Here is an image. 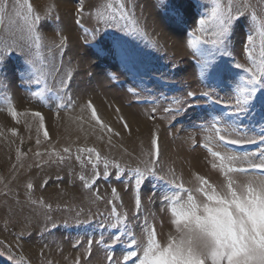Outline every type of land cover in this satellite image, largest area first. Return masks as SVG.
I'll use <instances>...</instances> for the list:
<instances>
[{
  "label": "rangeland",
  "instance_id": "1",
  "mask_svg": "<svg viewBox=\"0 0 264 264\" xmlns=\"http://www.w3.org/2000/svg\"><path fill=\"white\" fill-rule=\"evenodd\" d=\"M120 2L123 14L115 0H27L36 46L27 4L0 0V264H121L128 240L144 244L145 225L166 246L171 186L203 202L196 177L218 191L225 183L208 147L245 167L264 151V83L238 104L249 72L264 80V0ZM217 129L237 145H221ZM113 208L127 218L119 229Z\"/></svg>",
  "mask_w": 264,
  "mask_h": 264
},
{
  "label": "snow or ice",
  "instance_id": "2",
  "mask_svg": "<svg viewBox=\"0 0 264 264\" xmlns=\"http://www.w3.org/2000/svg\"><path fill=\"white\" fill-rule=\"evenodd\" d=\"M2 2L7 4L8 0ZM16 3L27 4V0H16ZM115 4L123 14L125 6L120 0H115ZM111 7L109 5V10ZM78 11L82 13L83 8ZM32 14V6L27 4L21 18L25 20L30 38L36 46H39L40 37L32 30V24L36 23L39 17L32 19ZM241 18L239 15L235 17L236 20ZM29 19H32V24L27 23ZM231 19L233 17L229 8L228 20ZM2 24L3 21L0 20V25ZM2 35L0 29V36ZM220 36L222 39L219 42L223 43L228 36L226 25L221 27ZM248 43H253L251 38ZM211 64L212 61L207 60L202 71L207 73ZM260 74L264 75V71ZM249 76L251 79L245 82L243 98L238 100V104L245 109L256 96L257 86L264 83V80H258L251 72ZM88 108L91 110L92 119L103 127L91 104ZM8 114L17 123L19 122L17 117L24 115L18 114L14 109ZM30 115L40 120V128L43 129V116L37 112H32ZM11 134L17 135L14 131ZM44 138L48 139L47 131L44 132ZM215 138L225 146L238 143L221 135L220 129L216 130ZM153 147L156 148L155 140ZM207 151L214 160L218 161V164H213L212 167L213 170H219L225 181L221 190L218 191L208 180L196 177L199 186L195 192L203 199V202H200L191 190L183 185L173 184L172 193H165V203L168 205L167 212L176 235L168 239L166 246H162L155 227L145 225L142 229L144 244L138 245L135 237L128 240L125 247L130 251L122 256L121 264H130V262L131 264H264V151L244 156L243 162L247 167L237 166L240 158L236 155H222L212 147H208ZM224 151L227 152L228 149L225 148ZM250 156L255 159L249 161ZM237 174L246 183L239 184L236 179ZM138 175L143 178V173ZM137 183H140V180H137ZM113 195L115 196V191ZM135 206L139 211L138 198ZM112 216L115 219L114 228L119 229L126 223L127 218H119L116 208L112 209ZM120 240V236H115L114 243L109 247H116Z\"/></svg>",
  "mask_w": 264,
  "mask_h": 264
},
{
  "label": "bare ground",
  "instance_id": "3",
  "mask_svg": "<svg viewBox=\"0 0 264 264\" xmlns=\"http://www.w3.org/2000/svg\"><path fill=\"white\" fill-rule=\"evenodd\" d=\"M41 1V0H40ZM38 10V9H37ZM100 111H101V114H102V112H103V109L102 108H100ZM122 112V114L124 113V114H126V116H127V120H129V122H130V124L133 126V125H135V126H138L139 127V129L138 130H140V127L142 126V128L143 127H146L144 124H142L141 126H140V124H138V123H140L138 120H140V119H137L136 118V115L134 114V113H132V112H127V111H121ZM49 116V115H48ZM107 118V117H106ZM142 122V121H141ZM131 126V127H132ZM145 129V128H144ZM142 130V129H141ZM141 130H140V132H138V133H141ZM141 135V134H140ZM139 135V136H140ZM138 136V137H139ZM6 139V138H5ZM124 140V139H123ZM162 140V139H161ZM2 142V140H0V143ZM4 142V141H3ZM165 143V141L163 140V143H161V144H164ZM3 145V146H2ZM0 144V150L3 152V153H6V147L4 146V144ZM164 146V145H163ZM162 146V147H163ZM136 148V147H135ZM165 148V147H164ZM163 153V152H162ZM198 157V156H197ZM193 158V157H192ZM196 161H197V158H196ZM201 161V160H200ZM210 161V160H209ZM193 163V162H192ZM191 163V164H192ZM205 163V162H204ZM201 164H203V162H201ZM213 164V163H212ZM194 165H195V163H194ZM194 165H192V167L194 166ZM197 165H200V163H197ZM196 165V166H197ZM198 167V166H197ZM196 169H198V168H196ZM207 171V170H206Z\"/></svg>",
  "mask_w": 264,
  "mask_h": 264
}]
</instances>
